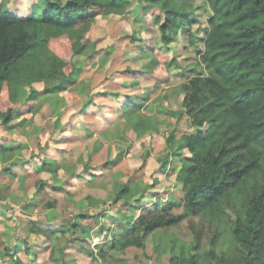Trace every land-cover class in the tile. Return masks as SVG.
Listing matches in <instances>:
<instances>
[{
    "label": "trees",
    "instance_id": "obj_1",
    "mask_svg": "<svg viewBox=\"0 0 264 264\" xmlns=\"http://www.w3.org/2000/svg\"><path fill=\"white\" fill-rule=\"evenodd\" d=\"M144 1L153 10L149 24H158L161 44L157 47L150 30L145 34L134 31L133 37L152 47V65H158L160 56L155 51L176 39L177 26H190L196 18V0ZM204 1L210 11L204 28L208 33L197 50L203 67L180 84L182 109L173 111L189 116L188 130L176 127L158 136L159 116L138 111L144 96H130L122 105L140 148L147 143L152 147L157 142L165 144L160 170L178 161L183 200L179 205L141 207L128 181L116 183L111 200H123L142 211L113 231L111 251L99 250L98 257L112 264H125L119 251L144 248L156 231L184 219L192 240L179 252L173 242L170 264H264V0ZM133 5L134 0H36L27 16L2 12L0 6L1 124L24 115L20 108L23 86H29L33 100L66 90V83L78 74L75 56L87 50L83 41L87 26L101 15L122 14ZM37 81L44 82L42 89L33 85ZM119 152L107 164L118 161L123 148ZM140 159L142 163L147 156ZM41 168L56 177L70 171L74 181L92 179L89 171L79 173L56 160L43 159ZM43 187L44 182L38 180V189ZM95 217L99 220L101 213ZM80 227L75 221L69 226L33 223L31 230L48 237L49 257L54 259L64 256L71 238L67 234L73 235ZM12 259L21 264L15 254Z\"/></svg>",
    "mask_w": 264,
    "mask_h": 264
},
{
    "label": "rangeland",
    "instance_id": "obj_2",
    "mask_svg": "<svg viewBox=\"0 0 264 264\" xmlns=\"http://www.w3.org/2000/svg\"><path fill=\"white\" fill-rule=\"evenodd\" d=\"M34 2L0 0V6L2 12L27 16ZM195 6L196 18L190 26H177L176 39L155 51L160 56L158 65H152V47L133 37V32L150 30L159 47V26L149 24L154 13L148 3L134 0L129 11L101 15L87 26L83 38L87 50L75 56L78 74L66 83V90L33 100L29 86L21 88L24 115L7 125L0 122V264H17L13 254L21 264H112L98 254L102 247L111 251L113 231L121 223L133 220L142 206L181 204L185 190L177 177L178 161L160 170L165 144L147 143L140 148L122 105L130 96H144L138 111L159 116L158 136L176 127L188 130L189 116L173 111L182 109L180 84L203 67L197 50L207 37L204 28L210 11L204 0H196ZM33 85L42 89L45 84ZM120 148L118 161L107 164ZM143 156L147 159L141 163ZM43 159L56 160L79 173L85 169L92 179L74 181L70 171L56 177L41 168ZM38 180L44 182L43 189H38ZM124 181L143 204L140 208L111 200L112 187ZM72 221L82 227L67 234L71 238L63 257L50 258L48 237L31 230L33 223L69 226ZM191 240L184 219L156 231L146 247L131 246L117 255L125 264H170L173 242L179 252Z\"/></svg>",
    "mask_w": 264,
    "mask_h": 264
}]
</instances>
